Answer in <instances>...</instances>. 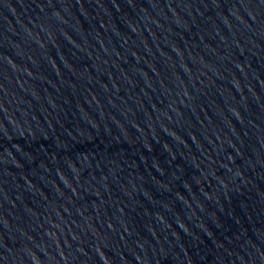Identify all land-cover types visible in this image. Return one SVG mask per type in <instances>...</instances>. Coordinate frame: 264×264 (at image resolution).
I'll return each mask as SVG.
<instances>
[{
  "label": "water",
  "instance_id": "95a60500",
  "mask_svg": "<svg viewBox=\"0 0 264 264\" xmlns=\"http://www.w3.org/2000/svg\"><path fill=\"white\" fill-rule=\"evenodd\" d=\"M0 264H264V0H0Z\"/></svg>",
  "mask_w": 264,
  "mask_h": 264
}]
</instances>
